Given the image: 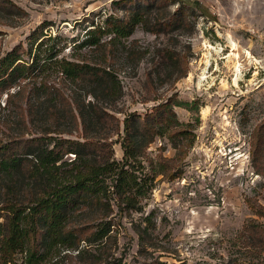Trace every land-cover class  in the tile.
Segmentation results:
<instances>
[{"label": "rangeland", "instance_id": "1", "mask_svg": "<svg viewBox=\"0 0 264 264\" xmlns=\"http://www.w3.org/2000/svg\"><path fill=\"white\" fill-rule=\"evenodd\" d=\"M147 7L150 28L138 26L108 59L122 87L117 100L101 103L68 89L65 105L52 104L65 115L51 124L44 106L40 121L30 123V87L5 109L2 98L0 143H20V153L36 137L90 139L122 161L128 117L162 129L142 158L155 181L141 210L124 209L113 195L111 210L91 216L112 222L106 245L86 243L85 232L78 247L47 251L39 264H94L101 257L113 264H264V219L250 206L264 208V0H0V59L19 45L28 50L44 22L54 35L82 41L108 18ZM82 54L95 62L101 55ZM166 103L171 112L158 108ZM92 115L93 125L85 123ZM5 200L0 187L2 224ZM25 258L20 253L17 263Z\"/></svg>", "mask_w": 264, "mask_h": 264}, {"label": "trees", "instance_id": "2", "mask_svg": "<svg viewBox=\"0 0 264 264\" xmlns=\"http://www.w3.org/2000/svg\"><path fill=\"white\" fill-rule=\"evenodd\" d=\"M129 12L124 19L108 18L103 26L88 30L82 41L61 33L54 35L49 29L51 25L44 22L32 34L28 50L19 45L0 59V108L3 96L6 95L5 109L30 87L27 99L30 123L40 121L38 117L44 106L48 112L47 123L52 124L53 120L56 124L59 114L64 116L65 112L52 104L65 105L68 89L84 91L101 103L117 100L122 87L118 77L109 70L108 59L114 54V48L131 37L138 26L150 28L152 25L150 7ZM105 37L110 40L104 41ZM109 46L112 49L107 53ZM85 49L101 53L100 58L90 61L82 54ZM72 102L76 104V100ZM17 108L21 111L20 105ZM158 108L171 112L168 103ZM93 112L102 122L98 110ZM68 114L75 119L71 109ZM83 118L85 123L89 120L93 125V115ZM145 120L138 115L125 120L122 161L107 156V145L96 144L88 138L80 142L36 137L25 142L21 153L15 151V145L20 143H0V187L6 196L2 208L9 214L6 224L0 223L2 264H18L20 253L26 255L24 264H39L47 251L78 247L85 232H89L86 243L103 247L111 237L113 224L103 217L91 216L111 210L113 195L124 209L141 210L140 202L153 190L155 181L154 176L145 172L142 158L155 138L163 136L162 129H157L153 121ZM69 155H74V159L65 160ZM250 206L264 219V208ZM139 234L144 238L142 231ZM94 264L113 263L101 257Z\"/></svg>", "mask_w": 264, "mask_h": 264}]
</instances>
